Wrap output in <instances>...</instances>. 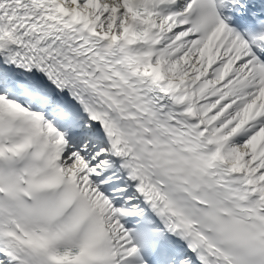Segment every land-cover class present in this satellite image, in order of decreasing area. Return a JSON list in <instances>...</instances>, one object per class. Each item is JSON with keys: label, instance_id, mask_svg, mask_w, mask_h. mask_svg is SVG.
<instances>
[{"label": "snow or ice", "instance_id": "6c2138e0", "mask_svg": "<svg viewBox=\"0 0 264 264\" xmlns=\"http://www.w3.org/2000/svg\"><path fill=\"white\" fill-rule=\"evenodd\" d=\"M0 264H264V0H0Z\"/></svg>", "mask_w": 264, "mask_h": 264}]
</instances>
